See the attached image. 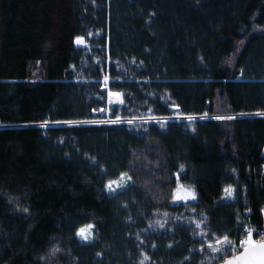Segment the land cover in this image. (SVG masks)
Listing matches in <instances>:
<instances>
[{"label":"trees","instance_id":"trees-1","mask_svg":"<svg viewBox=\"0 0 264 264\" xmlns=\"http://www.w3.org/2000/svg\"><path fill=\"white\" fill-rule=\"evenodd\" d=\"M102 108L239 116L80 123ZM258 113L264 0H0V264H221L263 223ZM123 174L132 185L110 195ZM177 179L195 203H171Z\"/></svg>","mask_w":264,"mask_h":264},{"label":"rangeland","instance_id":"rangeland-1","mask_svg":"<svg viewBox=\"0 0 264 264\" xmlns=\"http://www.w3.org/2000/svg\"><path fill=\"white\" fill-rule=\"evenodd\" d=\"M75 45L78 46V47H83L85 45L84 44V40L82 39V43H80V44H77L76 41H75ZM108 83H109V80H108V78L105 77V79L103 80V87L102 88H103V90H106V91L109 92L110 90L108 88ZM115 105H118V104L109 103V107H113ZM107 109L108 108H104L103 112H101V111L93 112V118L89 122H91V121L111 120L109 118V114L107 113ZM218 110L221 111L220 109H218ZM229 116H232V117L236 118L239 115H234V114H231V113H219V114L211 115V116H188V117H194L193 120H189V119H187V117H183V116H179L178 114H174V115H172L170 117H167V118H153V119H147V120H132L133 121L132 123H134V122H159V123H166V122H169V121H194V120H206V119H211V118L215 119L216 117H229ZM223 120L228 121V119H223ZM122 121H124V122L123 123H118V124H96V123H81V124H83V125H97V126H122V125L128 124L127 123L128 120H122ZM128 177L129 176L127 174H123L120 177H118L116 180H113V181L118 182L119 187H117V184H113L112 187L115 189V191L112 192V193H109V190L107 188V185L109 184V182H112V181H107L106 182V188H107L108 193L110 195H114V194L118 193L119 191H122V190H125V189L129 188L132 185L133 182H132L131 179H128ZM178 189L180 190L181 195L191 194V195H195L197 197V193H196L193 185L184 184V183L180 182L179 179H177L176 188H175L174 194H173V196L171 198V203L172 204L189 205V204L195 203L197 201V199H195V200L188 199L186 201H176V193H177ZM228 189H232V188H228ZM232 197H233V190L231 191V193L225 191V193L221 197V201H230V200L232 201ZM87 225H89V224H87ZM87 225H85L82 228L86 229L85 234L87 235L88 240L85 241L84 239H82L80 236L77 235L78 238L83 243L91 242L94 239V227L91 228V229H88ZM91 225H93V224H91ZM210 245L214 246L212 248L223 247L224 246L222 242H213ZM209 248H211V247H209Z\"/></svg>","mask_w":264,"mask_h":264},{"label":"snow or ice","instance_id":"snow-or-ice-1","mask_svg":"<svg viewBox=\"0 0 264 264\" xmlns=\"http://www.w3.org/2000/svg\"><path fill=\"white\" fill-rule=\"evenodd\" d=\"M76 43L80 44L82 43V38L77 37L76 38ZM108 97H109V103H115V104H123L124 101L121 99V93L120 92H114V91H109L108 92ZM93 111H95V109H93ZM101 112L104 111V109H100ZM259 114V113H258ZM260 115H264V114H260ZM235 117L229 116V117H216L215 119L217 120H223V119H234ZM187 119L189 120H193L194 117H187ZM124 121L121 120V117L119 115L116 116L115 119L112 120H104V121H82L80 123H96V124H118V123H123ZM132 120H128L127 123L128 124H132ZM57 123H60L59 121H57ZM63 123L66 124H71L73 123L72 121H64ZM128 179H131V177H128ZM113 184H117V187H119L118 182L116 181H112L109 182V184L107 185V188L109 190V193H112L115 191V189L112 187ZM225 191L230 192L232 191V189H225ZM188 199H192L195 200L197 199V197L195 195H191V194H187V195H181L180 190H177L176 193V201H186ZM25 211H27L25 209ZM94 225H87L88 229L93 228ZM160 227H164L163 224L160 225ZM197 227H199V224L197 225ZM86 229L85 228H81L77 235L80 236L82 239H84L85 241L88 240L87 235L85 234ZM201 235H205L204 233H201ZM221 242V241H218ZM222 242H229L228 237L225 236L223 238ZM242 243L245 245V251L243 253V255L241 257H239V260L233 258V259H229L225 261V264H264V242L261 243H256L255 240L252 237V234L249 233L247 239H245L244 241H242ZM209 247H214L213 245H209ZM218 250V249H217ZM59 251V249H54L53 250V254H55V252Z\"/></svg>","mask_w":264,"mask_h":264},{"label":"built area","instance_id":"built-area-1","mask_svg":"<svg viewBox=\"0 0 264 264\" xmlns=\"http://www.w3.org/2000/svg\"><path fill=\"white\" fill-rule=\"evenodd\" d=\"M107 113H108V109H107ZM256 115L264 117V115H260V114H256ZM249 233L252 234V237L256 243L264 241V214H263V223L260 226L257 227V226H253L250 224L244 225V231L241 237L238 240H234L232 242V245H231L232 254L238 253L242 248L245 247L242 241L247 239Z\"/></svg>","mask_w":264,"mask_h":264},{"label":"water","instance_id":"water-1","mask_svg":"<svg viewBox=\"0 0 264 264\" xmlns=\"http://www.w3.org/2000/svg\"><path fill=\"white\" fill-rule=\"evenodd\" d=\"M262 242H264V241H262ZM258 243H261V242H258ZM244 251H245V248H244L243 250H241L238 254H236V255H234V256L228 258L227 260H229V259H233V258L239 260V257H241V256L243 255ZM225 261H226V260H225ZM225 261L222 262L221 264H225Z\"/></svg>","mask_w":264,"mask_h":264},{"label":"crops","instance_id":"crops-1","mask_svg":"<svg viewBox=\"0 0 264 264\" xmlns=\"http://www.w3.org/2000/svg\"><path fill=\"white\" fill-rule=\"evenodd\" d=\"M231 201V200H230Z\"/></svg>","mask_w":264,"mask_h":264}]
</instances>
